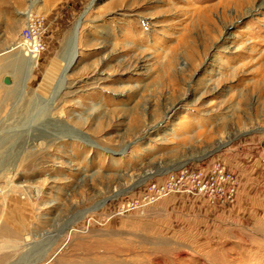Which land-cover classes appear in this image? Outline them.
<instances>
[{
  "label": "rangeland",
  "instance_id": "1",
  "mask_svg": "<svg viewBox=\"0 0 264 264\" xmlns=\"http://www.w3.org/2000/svg\"><path fill=\"white\" fill-rule=\"evenodd\" d=\"M222 144L186 165L222 163L232 199L126 206ZM0 264H264V0H0Z\"/></svg>",
  "mask_w": 264,
  "mask_h": 264
},
{
  "label": "built area",
  "instance_id": "2",
  "mask_svg": "<svg viewBox=\"0 0 264 264\" xmlns=\"http://www.w3.org/2000/svg\"><path fill=\"white\" fill-rule=\"evenodd\" d=\"M48 29L46 19L41 15L28 18L14 40V49L25 55L40 56L46 48L45 37ZM236 190V180L232 173L220 162L206 168L184 167L170 172L161 181L148 182L144 190L126 203L137 208L151 205L173 192H186L208 198L211 202L232 199Z\"/></svg>",
  "mask_w": 264,
  "mask_h": 264
},
{
  "label": "bare ground",
  "instance_id": "3",
  "mask_svg": "<svg viewBox=\"0 0 264 264\" xmlns=\"http://www.w3.org/2000/svg\"><path fill=\"white\" fill-rule=\"evenodd\" d=\"M79 27V25L76 26V29L75 31L77 30V28ZM27 56V57H26ZM26 56H23L21 54H12V56H5V61H8V66L11 67V68H15L17 67L16 69V73L17 75H22L25 71V69L27 68V65L30 63V61L32 60V58H34V60H36V57H39V56H30V55H26ZM4 58V57H2ZM70 60V59H69ZM69 60L66 59L65 63H64V68L68 67L69 65ZM66 65V66H65ZM49 90V89H48ZM17 95V94H16ZM47 102L44 103L43 106H46V105H51V101H48V104H46ZM49 107V106H48ZM41 111V110H40ZM76 119L78 120H81V118L77 117ZM26 130V129H25ZM62 137H54L53 139L54 140H57V139H60ZM52 140V139H51ZM34 143L37 147H43V145L45 144V139L42 137V136H37L36 139H34ZM12 175L7 179L6 181V187H3L2 188V191L4 192V194H8V192H12L13 190H15V186H13V182H12ZM1 258H3L1 256ZM8 258V257H7ZM5 260V257L3 258Z\"/></svg>",
  "mask_w": 264,
  "mask_h": 264
},
{
  "label": "water",
  "instance_id": "4",
  "mask_svg": "<svg viewBox=\"0 0 264 264\" xmlns=\"http://www.w3.org/2000/svg\"><path fill=\"white\" fill-rule=\"evenodd\" d=\"M77 30L75 31L76 34ZM5 83H9V78L8 76H5L4 79ZM224 144L219 145L217 148H214L212 150H206L205 148L200 149L198 152L200 153L199 155H191L190 149L186 148L184 149V152L178 153L177 157L175 160H170L169 163L164 165V167H161L163 171L165 172H171V171H176L182 167H184L187 163H189L191 160L194 161H200L207 157L208 155L212 154L215 151H218Z\"/></svg>",
  "mask_w": 264,
  "mask_h": 264
}]
</instances>
